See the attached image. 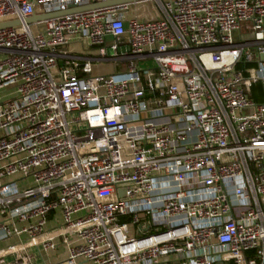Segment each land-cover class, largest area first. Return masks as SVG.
I'll list each match as a JSON object with an SVG mask.
<instances>
[{
    "label": "built area",
    "instance_id": "built-area-1",
    "mask_svg": "<svg viewBox=\"0 0 264 264\" xmlns=\"http://www.w3.org/2000/svg\"><path fill=\"white\" fill-rule=\"evenodd\" d=\"M106 1L0 0V264H264V0Z\"/></svg>",
    "mask_w": 264,
    "mask_h": 264
},
{
    "label": "water",
    "instance_id": "water-1",
    "mask_svg": "<svg viewBox=\"0 0 264 264\" xmlns=\"http://www.w3.org/2000/svg\"><path fill=\"white\" fill-rule=\"evenodd\" d=\"M154 0H109L106 2H100V3H94L90 5L85 6H71L66 11H59L49 14H38L35 15L27 20L28 24H37L40 22L62 18L65 16L77 14V13H83V12H89L94 10H100L105 8H113V7H120V6H126V5H133V4H139L143 2H150ZM20 25V22L18 21H12V22H6L0 24V29L9 28V27H17Z\"/></svg>",
    "mask_w": 264,
    "mask_h": 264
},
{
    "label": "crops",
    "instance_id": "crops-1",
    "mask_svg": "<svg viewBox=\"0 0 264 264\" xmlns=\"http://www.w3.org/2000/svg\"><path fill=\"white\" fill-rule=\"evenodd\" d=\"M112 43V39H108V44ZM68 52L77 58H80L84 62H92L94 74L96 75H112L118 73L123 67L118 66L113 63L102 62L97 60V49L92 48L88 41L86 40H75L67 48ZM52 262H57L56 254L52 253L49 255ZM64 256V257H63ZM62 259L65 258V255H62ZM40 264V263H37ZM84 264V263H83Z\"/></svg>",
    "mask_w": 264,
    "mask_h": 264
},
{
    "label": "rangeland",
    "instance_id": "rangeland-1",
    "mask_svg": "<svg viewBox=\"0 0 264 264\" xmlns=\"http://www.w3.org/2000/svg\"><path fill=\"white\" fill-rule=\"evenodd\" d=\"M153 6L154 3H146V4H143L140 6V10H139V13H145V14H148L149 17H152L155 15V9H153ZM130 15H132L130 13ZM243 40H249L251 38V35L249 33H246V32H243ZM140 68L141 70H144V69H155L156 68V64H155V61L153 59H147L145 61H141L140 62ZM58 256V255H57ZM59 261V260H57Z\"/></svg>",
    "mask_w": 264,
    "mask_h": 264
},
{
    "label": "trees",
    "instance_id": "trees-1",
    "mask_svg": "<svg viewBox=\"0 0 264 264\" xmlns=\"http://www.w3.org/2000/svg\"><path fill=\"white\" fill-rule=\"evenodd\" d=\"M251 98L255 100L257 103L264 102L263 93L261 91V85H255L251 91Z\"/></svg>",
    "mask_w": 264,
    "mask_h": 264
}]
</instances>
